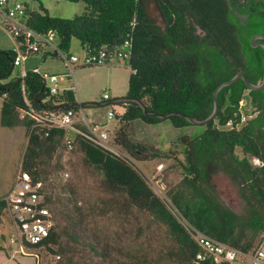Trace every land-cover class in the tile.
Instances as JSON below:
<instances>
[{
  "label": "trees",
  "instance_id": "obj_1",
  "mask_svg": "<svg viewBox=\"0 0 264 264\" xmlns=\"http://www.w3.org/2000/svg\"><path fill=\"white\" fill-rule=\"evenodd\" d=\"M67 1L82 2L83 11L62 18L50 15L38 3L37 8L25 5L22 20L39 34L53 31L58 48L67 54L72 38L78 39L87 52L112 48L130 34L128 66L132 73L126 95L143 101L150 112H182L204 119L212 111L213 91L220 82L238 71L252 83L262 80L263 49L252 47L249 40L255 33H264V0ZM151 3L162 24L150 13ZM14 56L13 48L0 49V124L25 128L26 142L19 165L34 179L47 183L45 199L54 220L48 237L31 247L54 253L60 259L58 264H76V244L101 260L110 258L109 250L98 252L94 244L82 238L83 209L71 195L62 198L66 191L73 193L72 186L61 183L60 193L55 194L58 183L51 175L62 169L58 153L66 149L80 154L82 162L102 177L106 191L124 196L130 205L164 226L169 241L164 254L153 263L147 253L140 257L129 251L127 264H162L164 260L192 264L201 248L167 203L152 190L138 166L140 161L162 155L131 141L122 126L137 119L147 124L169 119L175 128L195 124L179 115H145L132 101L113 102L120 127L113 136L110 134V141L122 153L116 155L71 129L50 127L33 119L30 107L38 111L71 107L77 112L80 107L71 90L50 94L40 73L29 70L24 76L9 79L16 66ZM43 56L57 57L55 51ZM116 104L121 111L115 109ZM242 114L246 116L243 121ZM75 125L81 127L80 123ZM201 126L204 129L197 135L176 138L164 155L173 158V167L180 169V178L168 186L166 196L188 223L207 236L241 253L254 252L264 241V87L249 89L241 78L222 87L216 117ZM252 157L262 164L256 165ZM218 175L235 187L240 211L230 208L221 197L213 181ZM3 210L5 203L1 198L0 214ZM200 264L214 263L207 258Z\"/></svg>",
  "mask_w": 264,
  "mask_h": 264
},
{
  "label": "rangeland",
  "instance_id": "obj_2",
  "mask_svg": "<svg viewBox=\"0 0 264 264\" xmlns=\"http://www.w3.org/2000/svg\"><path fill=\"white\" fill-rule=\"evenodd\" d=\"M13 1L24 3L29 8H37L38 3H42L50 15L62 18H70L79 14L84 8L82 2L67 0H10V2ZM149 10L155 18H158L157 9L153 3L150 4ZM0 30L6 34L12 46L15 47L14 39L1 24ZM68 54L75 55L80 60L85 55L78 39H71ZM23 64L27 68H39L40 75H46L44 77L46 86L50 85L47 76L52 74L51 69L59 68L57 74H64L67 71L62 59L55 56L44 57L42 51L29 55ZM23 66H14L9 79L20 76ZM131 73L132 70L124 59L111 65L74 67L76 91H73V96L77 104H82L78 108L79 116L85 115L89 122L105 123L113 136L115 130L120 127V123L115 118L108 119L107 112L112 108L113 99L126 96L128 77ZM60 85L70 87L73 82L66 77ZM104 93L108 95V99L103 98ZM89 102L95 105H86ZM1 103L2 97L0 96V107ZM115 109L121 111V107L117 104ZM122 127L125 128L127 137L131 141L141 143L150 151H157L162 155L155 159L140 161L138 164L153 179V183H148L157 195L160 192L166 195L168 186L180 178V169L173 167L176 161L164 156L172 148V142L181 135L194 136L204 129L201 125L175 128L169 119H164L157 124H147L137 119ZM25 142L24 127L8 128L0 124V197L19 167L18 158ZM58 154L62 169L53 173L54 176L51 175V179L58 183L54 189L55 194L60 193L61 183H69L72 186L73 193L66 191L67 193H64L62 198L64 200L71 195L72 199L82 207L85 226L82 238L94 244L98 252L110 251V258L105 261L82 245L76 244L73 256L76 264H127L129 260L126 256L129 251L137 253L140 257L143 253H147L151 262L157 261L158 256H162L166 247L169 246L164 226L154 221L147 212L130 205L124 196L106 191L101 183L102 177L92 167L82 162L80 154L66 149L59 151ZM159 164H162L161 169L157 168ZM213 181L225 203L233 210L240 211V199L235 187L228 179L223 175H218ZM7 220L8 215L4 210L0 214L1 228L8 227ZM261 245L264 248V241ZM33 255L39 256V264H58L60 260L54 253L43 247L34 250ZM9 264H35V259L31 256L17 255L15 259L9 261ZM162 264L179 263L175 260H164Z\"/></svg>",
  "mask_w": 264,
  "mask_h": 264
},
{
  "label": "built area",
  "instance_id": "obj_3",
  "mask_svg": "<svg viewBox=\"0 0 264 264\" xmlns=\"http://www.w3.org/2000/svg\"><path fill=\"white\" fill-rule=\"evenodd\" d=\"M24 16V3L0 0V24L15 41L14 65H23L29 55L41 51L43 54L48 51H55L57 57L63 60L67 70L66 73L47 76L50 82V85L47 86L50 94H56L64 90L76 91L74 82V67L76 66L111 65L119 63L120 59H124L128 64L132 47L130 34L127 35L121 44L112 48L103 47L97 51L85 52V55L80 60L77 56L67 54L58 48L53 31H49L43 35L29 28L22 20ZM131 25H134V21H132ZM32 71L39 73L37 68H33ZM24 74L25 72L22 70L21 75L24 76ZM44 77L46 75H43ZM66 77L71 79L73 82L72 86L60 85ZM103 98L108 99V95L104 93ZM25 101L30 106V103L26 99ZM29 114L38 122L50 127L71 129L106 151L115 153L116 155L122 154L111 143L109 129L106 128L105 123L89 122L85 115L79 116L78 112L71 107L60 111H38L30 107ZM107 118H115V110L113 108L107 112ZM245 119V114H242L241 120ZM76 123H80L81 127L76 126ZM67 145L69 148L72 146L69 140H67ZM252 161L258 166L262 164L256 157H252ZM157 168L161 169L162 164H159ZM140 170L147 181L153 183V179L141 168ZM65 175L67 174L65 173ZM46 188L47 183L45 181L34 179L29 172L21 169L19 165L14 173L9 190L2 197L12 229L8 240L14 250L20 254H31L27 250L31 246L43 242L53 227V216L45 199ZM158 196L167 203L201 248L195 255L192 264H200V262L207 258L211 259L214 264H264V248L262 245L254 252L241 253L229 245L207 236L188 223L171 204L165 194L160 192Z\"/></svg>",
  "mask_w": 264,
  "mask_h": 264
},
{
  "label": "water",
  "instance_id": "obj_4",
  "mask_svg": "<svg viewBox=\"0 0 264 264\" xmlns=\"http://www.w3.org/2000/svg\"><path fill=\"white\" fill-rule=\"evenodd\" d=\"M249 42H250V45L252 47L260 46L263 49V56H262V80L260 82H257V83H252L251 81H249L247 79V77L245 76V74L242 71H238L230 79L220 82L215 87V89L213 91V108H212V111L204 119H198L196 117H193V116H191L189 114H185V113H182V112H171V113H167V114H158V113H155V112H150V111H148L146 109V105H145V103H143V101H141L138 98L130 97V96H127V95L124 96V97L115 98V99H113V102L118 103V102H129V101H132V102L137 103L141 107V109H142V111H143V113L145 115L156 116V117H159V118H169V117L174 116V115H179V116L183 117L184 119H186L191 124H195V125L206 124V123L212 121L217 115V112H218V92L220 91V89L222 87L232 84L238 78H241L243 80L244 84L246 85V87H248L249 89L259 90V89H262L264 87V33L259 32V33L253 34L250 37ZM86 105L92 106V105H95V104L89 102V103H86ZM77 106L81 107L82 104H77Z\"/></svg>",
  "mask_w": 264,
  "mask_h": 264
},
{
  "label": "crops",
  "instance_id": "obj_5",
  "mask_svg": "<svg viewBox=\"0 0 264 264\" xmlns=\"http://www.w3.org/2000/svg\"><path fill=\"white\" fill-rule=\"evenodd\" d=\"M4 47H11L13 49L15 48V47L12 46V43L8 39L6 34L2 30H0V49H10V48H4ZM23 65L24 66H23L22 70L24 72L32 70L33 68H37V67L27 68V66H25V64H23ZM97 66H99V65H97ZM37 69L39 71V68H37ZM51 70L53 71L51 75H60V74H57L58 71H59V68H54V69H51ZM1 105H2V103H1ZM20 157H21V154L19 155V158H18L19 161H20ZM13 177H14V174L12 176V180L10 181L7 189L4 192H2L1 194L4 195V194L7 193V191L9 190V188H10V186L12 184ZM3 195L0 197V199L3 197ZM3 212H4V210H3ZM7 224H9L8 227L5 226L4 229L1 228V226H0V247H1V249H0V264H9V261L12 260V259H15V257L17 255L34 257L35 264H39V256H34L33 255L34 250H36L35 248L30 247L27 250L28 253H31V254H20V253H18V252H16L14 250V248L11 246V244L9 243V240H8L9 235L11 234V231H12L11 225H10L8 220H7Z\"/></svg>",
  "mask_w": 264,
  "mask_h": 264
},
{
  "label": "flooded vegetation",
  "instance_id": "obj_6",
  "mask_svg": "<svg viewBox=\"0 0 264 264\" xmlns=\"http://www.w3.org/2000/svg\"><path fill=\"white\" fill-rule=\"evenodd\" d=\"M154 17V16H153ZM156 22L159 24H162L163 20L160 16H158V18H155Z\"/></svg>",
  "mask_w": 264,
  "mask_h": 264
}]
</instances>
